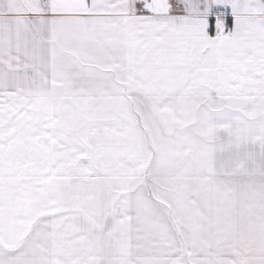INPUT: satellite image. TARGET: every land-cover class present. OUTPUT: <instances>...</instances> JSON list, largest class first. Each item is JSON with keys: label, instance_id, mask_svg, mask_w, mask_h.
<instances>
[{"label": "snow or ice", "instance_id": "obj_1", "mask_svg": "<svg viewBox=\"0 0 264 264\" xmlns=\"http://www.w3.org/2000/svg\"><path fill=\"white\" fill-rule=\"evenodd\" d=\"M0 264H264V0H0Z\"/></svg>", "mask_w": 264, "mask_h": 264}]
</instances>
